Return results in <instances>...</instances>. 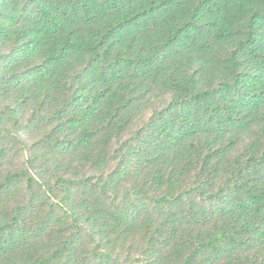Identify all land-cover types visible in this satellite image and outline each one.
Masks as SVG:
<instances>
[{
  "label": "trees",
  "instance_id": "trees-1",
  "mask_svg": "<svg viewBox=\"0 0 264 264\" xmlns=\"http://www.w3.org/2000/svg\"><path fill=\"white\" fill-rule=\"evenodd\" d=\"M0 264H264V0H0Z\"/></svg>",
  "mask_w": 264,
  "mask_h": 264
}]
</instances>
